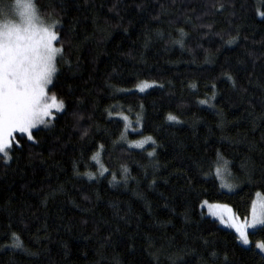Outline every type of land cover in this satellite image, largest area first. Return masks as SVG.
Returning <instances> with one entry per match:
<instances>
[{
  "label": "trees",
  "instance_id": "1",
  "mask_svg": "<svg viewBox=\"0 0 264 264\" xmlns=\"http://www.w3.org/2000/svg\"><path fill=\"white\" fill-rule=\"evenodd\" d=\"M34 3L59 21L67 63L49 92L65 110L0 159V264H264V226L245 247L201 207L246 220L264 195V0ZM145 81L156 86L141 92ZM148 136L155 145L129 147Z\"/></svg>",
  "mask_w": 264,
  "mask_h": 264
},
{
  "label": "snow or ice",
  "instance_id": "2",
  "mask_svg": "<svg viewBox=\"0 0 264 264\" xmlns=\"http://www.w3.org/2000/svg\"><path fill=\"white\" fill-rule=\"evenodd\" d=\"M216 7L215 4L212 5ZM223 8V4L220 5ZM59 21L53 19L50 23L42 18L40 9L33 0H16L14 8L0 4V159L5 163L12 160L14 152L13 145L19 147L16 135L26 137L27 141H33L34 130L41 126L47 128L55 120L54 112L64 111L62 99H57L54 94L50 95V86H53L57 79L60 62L67 63L64 57L62 41L58 35ZM210 27V25H209ZM183 36V30H180ZM235 37L229 40L232 44ZM59 42V46H58ZM183 47L182 41H177ZM232 80L231 76L227 77ZM235 86V81H232ZM148 86L147 82H142L139 91L143 92ZM195 87V85H193ZM213 87H215L213 85ZM54 92V88L52 89ZM215 97L213 96V99ZM200 103H208L206 100ZM126 122L127 116L122 117ZM173 115L168 116V120L175 121ZM127 131V127L125 128ZM87 135V132L84 133ZM121 139H125L122 135ZM146 143L155 145V140L151 136L130 144V147L143 148ZM103 150V145L100 146ZM149 156H154L155 152H148ZM218 159H223L217 153ZM100 165V175L108 171L100 163V152L93 157ZM230 162L224 161L223 168L231 175L228 168ZM244 167H247L246 165ZM221 166L215 169L216 176H221ZM123 173L127 179L128 169L124 168ZM77 174H79L77 172ZM86 175L90 179L96 176L89 172ZM112 180L116 181V175L112 174ZM222 187L232 191L234 185L225 181ZM226 208V206H224ZM228 215L223 212L218 218L226 227L234 229L238 234L241 243L248 245V229H256L258 225L264 226V204H261V211L257 215L255 208L252 212V222L245 221L238 223L232 214L231 209H227ZM12 247H21L19 237L13 236ZM255 247L264 252V243H257ZM215 255V254H213Z\"/></svg>",
  "mask_w": 264,
  "mask_h": 264
},
{
  "label": "rangeland",
  "instance_id": "3",
  "mask_svg": "<svg viewBox=\"0 0 264 264\" xmlns=\"http://www.w3.org/2000/svg\"><path fill=\"white\" fill-rule=\"evenodd\" d=\"M33 2H34V0H33ZM15 3H16V0L14 1V2H12L11 4H3V5H5V6H8V7H10V8H14V5H15ZM260 15H261V17L262 16H264V13L263 12H260ZM43 18V17H42ZM44 19V18H43ZM45 20V19H44ZM46 21V20H45ZM46 22H48V21H46ZM49 23V22H48ZM148 84V86L145 88V90H147L148 88H152V87H155L156 85L154 84V83H147ZM139 90V89H138ZM144 90V91H145ZM64 110H65V105H64ZM59 113H62V112H59ZM59 113H56V112H54V115L56 116L57 114H59ZM123 116H127V115H125V114H122ZM128 117V116H127ZM121 120H123L124 121V123H125V128L127 127V133H139L140 131H141V127H142V122H141V126L138 128V129H135V128H133L132 127V125H133V121H125L123 118H121V117H119ZM128 119H130L129 117H128ZM43 126H41V128H42ZM143 139H145V138H143ZM143 139H141V140H143ZM130 143L131 142H133V141H129ZM146 144H149V143H146ZM146 144L144 145V147L146 146ZM130 147V146H129ZM130 148H133V149H135L134 147H130ZM224 161H227V160H224V159H222L221 161H220V163H219V165L221 166V169H222V171H221V176H216V174H215V176H216V178L218 179V181H219V184H220V186H221V188H222V190L223 191H226V192H234L235 190H237V188L239 187V185H238V182L236 181V179H235V176L233 175V173L231 172V170H230V172H231V175H228V172L227 171H225L224 170V168L222 167L223 166V164H224ZM228 168L230 169V166L228 165ZM225 181H227V182H229V183H232L233 185H234V188H233V190L232 191H229L226 187H222V184L225 182ZM261 204H264V195L261 193V192H256V194H255V197H254V199H253V202H252V206H251V213H250V216H249V218L248 219H246V220H243V219H241L240 217H238L236 214H235V212H234V210H233V208L231 207V206H228V205H225V204H220V203H211V202H207V201H205V202H203L202 203V208L205 210V212H206V214L208 215V216H210L212 219H214V220H216L218 223H219V225L221 226V227H223V228H225V229H228V230H231V231H233V232H235V230L234 229H231V228H228V227H226L224 224H222L221 222H220V220H219V218H218V216H219V214L220 213H224L226 216L228 215V213H227V211H226V208L227 209H231V212H232V214H234V218L236 219V221L238 222V223H241V224H243L245 221H247L249 224H251V222H252V212H253V208H255V211H256V213H257V215H259V213H260V211H261ZM224 206H226V208L224 207ZM261 227V225H258L257 226V228L256 229H258V228H260ZM256 229H252V228H249L248 229V232L250 233V232H252V231H254V230H256ZM236 233V232H235ZM236 235L238 236V234L236 233ZM239 239V238H238ZM249 241H250V239H249ZM239 242L241 243V241H240V239H239ZM241 245H243V246H245V247H251L252 246V243L250 242L248 245H244V244H242L241 243ZM263 256H264V252H262L259 248H257V247H255Z\"/></svg>",
  "mask_w": 264,
  "mask_h": 264
}]
</instances>
